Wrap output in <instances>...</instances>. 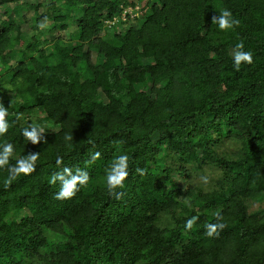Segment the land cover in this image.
<instances>
[{"label": "trees", "instance_id": "trees-1", "mask_svg": "<svg viewBox=\"0 0 264 264\" xmlns=\"http://www.w3.org/2000/svg\"><path fill=\"white\" fill-rule=\"evenodd\" d=\"M134 1L47 0L26 33L11 18L0 23V105L9 122L0 144H13L10 164L38 153L35 170L7 185L0 168V264H20L23 252L38 255L36 264H264V213L248 211L264 193V0H146L136 27L117 31L120 23L102 35L104 20ZM225 8L239 21L232 30L212 21ZM67 20L76 41L65 45L52 33ZM16 36L31 39L17 48ZM234 39L253 53L239 71L212 52ZM33 111L57 127L42 133L45 142L21 134L38 126ZM222 138L234 144L228 152L215 150ZM120 154L129 156V176L110 195L105 173ZM64 166L86 170L89 181L56 199L59 183L48 181ZM187 166L219 175L206 190L169 193L172 174ZM208 224L223 227L209 236Z\"/></svg>", "mask_w": 264, "mask_h": 264}, {"label": "rangeland", "instance_id": "rangeland-1", "mask_svg": "<svg viewBox=\"0 0 264 264\" xmlns=\"http://www.w3.org/2000/svg\"><path fill=\"white\" fill-rule=\"evenodd\" d=\"M4 0H0V23L6 20V19H12L16 25H18L19 30L22 33H26L29 30L30 22L33 21V18L37 15L41 14L43 11L45 12V2L47 0H11L7 1L6 3H2ZM34 2V4H32ZM44 2V3H43ZM146 0L141 1H134V6H121V11L119 13L118 17L112 18L111 20L107 19L104 20L103 23V31L102 35L104 33L110 32L113 28L119 27L120 23H125L124 26L119 27L117 31H122L120 29H124L126 27H136L137 24L134 22V19L139 17L144 12H147L148 9L145 6ZM129 18V19H128ZM66 27L64 30H58L53 31V36L55 39H58L63 42L65 45L72 44L76 41V25L75 22L72 20H67ZM5 26V25H2ZM49 37V36H47ZM31 38L28 36L26 39L22 40V38H19L16 36V39L14 40V44L17 48H19L24 41H27ZM236 40L234 39L228 49L223 46L222 43H215L213 45V51L215 52L219 57L223 58H232V50L234 45L236 44ZM67 47V46H66ZM69 51L67 49L62 50L60 55H56L53 58V61L55 63H59L61 60V56L67 55ZM93 55H96L95 52H93ZM101 63H103L105 69H111L112 63L110 60L106 59L104 56L101 57ZM3 60L2 57L0 58V63L2 64ZM52 75V71L48 70L46 77H49ZM189 82L191 84L196 82V77L191 76L189 77ZM225 87L223 85L218 86V90L222 91ZM94 94L97 97L98 103L102 106L107 102V98L105 95L101 92L100 89H97L94 91ZM32 121L37 124L39 127H42L44 129V134L49 132H54L57 130V127L52 124V122H49L43 118L42 113H38L37 111H33L31 115ZM29 125L26 124L25 127H28ZM229 138H222L221 143L218 145V147H215V150L217 152H228L231 147L234 146L233 143H230ZM15 153V150H14ZM186 172L184 174L180 172H174L172 175V179L174 181V186L169 189V193L174 194L178 192H187L189 190H206L208 189V183H205L204 180L201 179V177H206L207 181L215 179L219 174L217 170H211L209 168H203L201 171H198L196 166H187ZM144 170L149 173L150 167H144ZM148 181V178H147ZM84 187V186H82ZM248 211L249 213H264V193L262 196L257 197L256 199H253L248 204ZM25 213H27L29 216L34 217V212L31 209H25ZM47 240L50 241V244H52V241L56 239V237L52 236L51 234L47 235ZM50 246V245H49ZM38 252H44L43 249L37 250L34 254H37ZM22 257L19 258L20 264H36L37 259L39 256H29L28 254L23 252ZM44 262V261H43ZM41 263V262H40ZM47 264V263H46Z\"/></svg>", "mask_w": 264, "mask_h": 264}, {"label": "clouds", "instance_id": "clouds-1", "mask_svg": "<svg viewBox=\"0 0 264 264\" xmlns=\"http://www.w3.org/2000/svg\"><path fill=\"white\" fill-rule=\"evenodd\" d=\"M213 22H215L220 30H232L234 26L239 24V21L235 19L232 12L228 9H221L218 16L213 17ZM38 28L43 29L46 27L45 23H37ZM232 62L235 70L239 71L241 64L250 65L253 62V53L251 51L244 50V44L238 42L234 45L232 50ZM8 113L4 106L0 105V136H3L9 128V122L6 119ZM44 129L39 126H33L29 124L21 130V134L32 144H37L38 142H45L42 133ZM66 139L71 140L72 137L68 136ZM14 155V148L12 143L0 144V168L7 166L9 176L5 179V185L11 183L19 174L23 173L25 175L32 173L35 170L36 161L38 159V153H32L24 156L23 158L17 159L15 164H10L9 159ZM100 153L95 152L91 156V161H95L99 158ZM62 162L60 157H57L56 164L60 165ZM141 174H143L142 169H137ZM129 176V156L127 154H120L114 157L112 162L108 165L105 173V184L107 191L110 195H118L117 189H122L125 186V180ZM205 183H207L206 177H201ZM89 181V173L81 168H76L73 171L70 167L64 166L62 170L54 172L50 179V184L59 183V191L55 193L56 199H70L76 195L79 191L80 186H84ZM188 204L187 201H185ZM190 206V204L188 205ZM198 219L196 216L185 221V229H191L195 221ZM207 235L212 236L218 227H223V225L208 224Z\"/></svg>", "mask_w": 264, "mask_h": 264}]
</instances>
